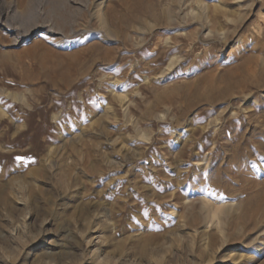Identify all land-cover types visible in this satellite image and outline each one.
Here are the masks:
<instances>
[{"label":"rangeland","instance_id":"obj_1","mask_svg":"<svg viewBox=\"0 0 264 264\" xmlns=\"http://www.w3.org/2000/svg\"><path fill=\"white\" fill-rule=\"evenodd\" d=\"M0 264H264V0H0Z\"/></svg>","mask_w":264,"mask_h":264},{"label":"bare ground","instance_id":"obj_2","mask_svg":"<svg viewBox=\"0 0 264 264\" xmlns=\"http://www.w3.org/2000/svg\"><path fill=\"white\" fill-rule=\"evenodd\" d=\"M98 17L101 18V14H99ZM203 205H204L203 213L205 217L207 219H210L213 223H215L214 225H216L219 228V230L222 231V218H224V216L226 217V215L230 212L229 208L226 205H222L221 203L212 204L206 199L204 200ZM258 252H261V250H259Z\"/></svg>","mask_w":264,"mask_h":264}]
</instances>
